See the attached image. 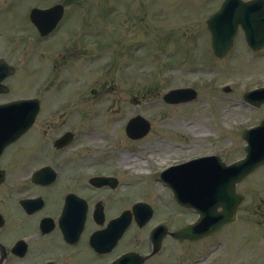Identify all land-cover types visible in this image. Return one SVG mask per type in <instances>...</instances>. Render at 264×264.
I'll list each match as a JSON object with an SVG mask.
<instances>
[{
  "label": "rangeland",
  "instance_id": "obj_1",
  "mask_svg": "<svg viewBox=\"0 0 264 264\" xmlns=\"http://www.w3.org/2000/svg\"><path fill=\"white\" fill-rule=\"evenodd\" d=\"M222 2L223 0H47L40 3L42 6L61 3L67 9L65 21L58 33L52 40L45 42L49 48L39 51L44 53L39 55L47 61L44 78L53 77V83L48 86L40 85L27 77L33 67L26 73V66L34 58H38L37 54L28 49L19 56V46L14 50L8 41L10 36L25 32L22 29L28 25L31 28L29 33L34 32L33 26L30 22L25 24L22 19L19 21V11L10 17L5 16L4 23L12 29L3 30L0 35V50L6 48L13 51L11 56L21 62L20 76H25L27 81L26 85L12 84V93L7 98L41 92L44 99L36 127L29 136L33 138L29 145H36L35 136H40L42 144L47 145V140L55 139L61 132L88 126L91 124L89 115H95L96 127L90 131L89 142L99 143L106 136L107 142L117 141L122 151L118 153V148L116 157L126 155L133 171L143 167L145 161L148 168L150 164L169 157L209 153L218 154L229 162L242 157L243 129L257 125L264 117V107L255 109L243 101L244 93L264 83V52L251 55L240 41L237 50L242 49L241 53L244 54L237 53L236 60H242L241 63L234 64L230 60L232 55L227 59L230 61L223 62L214 58L210 38L209 44L207 42L206 18ZM35 5L40 6L37 3ZM83 34L85 37L79 38ZM141 39L148 42V46L140 54L143 58L144 53L146 54V61L143 63L140 59L134 60L126 52L130 44ZM90 42L99 43L100 48L92 53L85 52V45ZM117 42L119 44L114 45ZM66 44L68 50H63L60 54H57V50L55 52L62 45L66 49ZM100 50H107L109 53L103 55ZM64 51H67L65 56ZM163 60L169 73L174 76L172 81L156 80L159 74H169L162 65ZM113 62L115 66L112 67ZM69 68L76 69L72 80L65 75ZM155 75L156 78H148ZM63 79H69L70 83L64 84V89L60 91L61 85L57 83ZM225 84H232V89L222 91L221 87ZM181 85H192L198 91L199 99L180 106L166 104L164 94ZM40 86H43V91L37 89ZM76 89H82L81 96H74L72 91ZM54 93L61 98V103L72 105V110L59 119L49 114L53 105L48 97ZM44 105H48V112H44ZM138 114L151 122L152 133L143 140L131 142L125 136L124 123L127 118ZM124 116L125 122H111ZM48 125L52 131L48 132L47 137ZM26 141L21 142L22 147L28 146ZM36 159L45 161L47 154L42 152ZM258 173L260 180L255 175L240 186V191L247 198L241 211V223L232 230L236 233L233 234L234 241H238L243 232L250 238L248 232L259 222H264L261 221L264 220V169ZM259 182L261 188L257 185ZM137 186L146 190L144 185ZM150 188L155 190L153 186ZM165 200L171 201L167 192ZM165 210H168L167 206ZM223 239L224 233H221L217 239L209 241V247ZM260 239L264 245V237ZM211 242L214 243L210 244ZM228 243L232 244V241L225 240V245ZM188 248L190 252L195 251L192 247H186ZM240 249L234 252V256L247 253L244 258H251V254L253 262L264 258V250L261 247L256 250V242L243 245ZM217 252L224 253V247H219ZM232 257L231 255L229 259ZM220 263L226 262L222 260L218 262Z\"/></svg>",
  "mask_w": 264,
  "mask_h": 264
},
{
  "label": "flooded vegetation",
  "instance_id": "obj_2",
  "mask_svg": "<svg viewBox=\"0 0 264 264\" xmlns=\"http://www.w3.org/2000/svg\"><path fill=\"white\" fill-rule=\"evenodd\" d=\"M11 55L8 56L14 58ZM16 81L27 83L26 79L17 78ZM51 131L52 129L48 125L47 137L49 136L48 132ZM64 134H58L55 139L47 140V163H49L47 165L56 170V178L53 184L39 186L34 184L33 181L25 182V179L30 176V171L15 173L13 176L18 188L10 190L9 194H5V196L19 207L18 213L24 222H28V225L38 226L40 235L32 241L28 240L26 242V252L23 257L8 258L5 264H47L48 262H53L54 264H100L101 261H105L107 258L115 259L124 253L138 251L131 249L132 244H130L129 240L122 238L110 254L99 255L91 248L89 250L91 252L90 255L84 254L82 243L84 236H87L86 240L87 244H89V238L94 232L107 228L110 222L132 210L131 183L126 182L124 175L116 170L117 163L110 161L109 158L98 161L99 156L87 157L82 155L80 141L75 144H72V142L63 149H57L55 146L56 141ZM74 150L76 155H74ZM64 155H67V157ZM93 178H111L114 181L103 187H95L90 183ZM7 200L5 201L4 196L0 193V203L7 206V203H4ZM24 201H30L34 209L41 204L42 208L39 212L28 215L21 206ZM83 202L87 207V229L84 235L79 237L75 245L72 243L70 245L64 240L59 229L55 227L51 234L57 232L63 245L60 246L59 239L48 242L51 234H42L41 223L47 218L55 220L58 215L64 212L62 210L69 205L75 211L84 209ZM168 215L175 221L182 220L184 222L189 221L190 217V213L186 210H182L181 215L179 212L175 214L168 212ZM155 216L156 211L154 208L151 222ZM157 217L162 219L164 214H160ZM149 225L139 228L135 223L132 229L137 228L140 231H144L145 234L151 228ZM129 231L124 237L128 236ZM136 240L139 242L138 238ZM140 246H143L142 242H140ZM61 248L64 249V256L60 251ZM136 248H140L138 244ZM47 256L56 259L54 261L47 260Z\"/></svg>",
  "mask_w": 264,
  "mask_h": 264
},
{
  "label": "water",
  "instance_id": "obj_3",
  "mask_svg": "<svg viewBox=\"0 0 264 264\" xmlns=\"http://www.w3.org/2000/svg\"><path fill=\"white\" fill-rule=\"evenodd\" d=\"M237 1L229 0L225 4L226 9H223L219 14V18L224 21V25H219V27H225L226 32L224 37L229 41V43L223 45V50L215 45L217 53L221 52L222 55L228 50V46L231 44L234 36V32H229L227 28H232V31L237 29V22L232 25V11L235 3H238L235 18L239 23H243L250 41L253 36H261L258 44L262 45L264 42V24L262 23V20H264L263 5L259 4L261 7L257 10V2L244 4ZM231 5L233 6L230 10ZM214 36L216 37L215 32ZM222 42L220 41V44ZM243 138L248 143L245 147L247 153L245 159L228 167L219 158H209V161L206 162L209 174L196 178V180L201 181L203 184L209 183V208L207 212H204L207 206L206 201L198 204L202 208L200 209L202 219H209V234L217 231L226 222L235 220L237 207L241 200L239 195L236 194V185L264 164V121L259 127L245 131ZM196 187L205 188L204 185L200 184H197ZM220 207L223 208V211L218 213V208Z\"/></svg>",
  "mask_w": 264,
  "mask_h": 264
}]
</instances>
